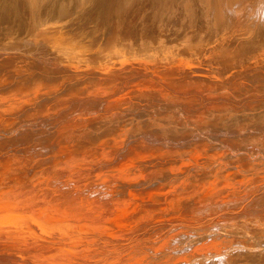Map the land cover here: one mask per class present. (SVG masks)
<instances>
[{"label":"rangeland","instance_id":"1","mask_svg":"<svg viewBox=\"0 0 264 264\" xmlns=\"http://www.w3.org/2000/svg\"><path fill=\"white\" fill-rule=\"evenodd\" d=\"M94 1L80 0L64 23L51 29L45 28L44 33L38 34L40 38L35 32L28 33L29 30L26 31L28 33L26 36L30 34L27 38L24 30L19 33L10 31L8 25L3 27L5 30L0 34V59L8 57L17 64L23 59L28 62H39L44 73H53L58 79L53 88L40 91L34 89L32 83L26 87H20L7 79L10 74L16 73L19 69H12L8 76L4 73L0 74V114H6L8 119L5 122L0 121L1 150L8 155L12 151L16 152V148H19L17 152L23 147H26L28 151L32 149L31 154L35 151L33 160L26 163L23 168L32 166L36 173L43 169L44 173L49 168L46 172L49 174L57 165L51 159L58 153H52L53 151L50 150L53 148L48 144L41 148L38 145V147L37 142L41 141L42 132L48 137L56 132L63 133V138H66L67 142L70 141L71 147L75 150L69 152L66 157L60 155L61 157L58 158L60 164L69 161L70 155L83 157L80 163L72 164L73 168L80 165L78 168L80 173L77 172L82 176L79 175L73 179L66 176V179H62L66 181L65 183L61 180H51L50 183L52 182L51 184L55 187L47 186L44 187L45 190L37 188L39 191L35 188L33 198H27L29 200L26 199V204L30 207V205L41 203L46 205L51 200L62 202L78 194L75 199L80 203L74 207L75 212L77 209L76 213L80 214L78 210L80 209L81 214L83 211L84 214L88 212L86 209L88 208L91 209L89 213L92 211V214L96 215L98 205L96 206L95 203H102L101 199L96 197L102 193L100 189L94 190L97 188L91 185L90 180L101 183V179L105 178L106 182L113 183L108 189L110 193H115L122 200L131 198L132 196L125 191L113 190L117 182L113 179L121 173L118 170L119 167L121 168L119 152L131 151L130 147L134 146L160 145L153 149L149 147L153 156L168 153L172 158L168 157L165 161H151L150 163L154 164L146 165V168L141 170V176L146 177L149 171L155 173L154 177L158 179L160 175H163V181L166 180L162 187H166L164 196L156 202V207H141L134 220L124 222L123 227L130 231L129 234L124 230L119 232L117 228L107 232L105 228L93 227L90 223L81 224L79 222L83 214L76 218L79 222L75 224V228H72L75 229L74 232H71L72 229H66L68 232L65 234V231H57L56 226L65 223L61 215L68 220L67 207L62 206L55 211L56 213L45 214L43 219L37 217L38 210L32 208L35 213L31 218L41 222L42 224L39 223L41 228L29 225L30 228H28L26 225L27 229L0 223V264H228V259H237V262L245 261L246 264H264V260L260 259L261 255L257 253L261 247L248 239L264 237L261 234L262 226H264V116L256 114L263 107L264 76H256L254 71L248 70V67L250 69L258 63L259 60L255 56H250L252 60L250 57L242 59L244 63L247 61V65L240 62L243 64L242 71L248 70H246L247 73L244 72L246 73L244 77H240L241 67L239 66V68H223L222 72L223 65L219 64L218 60H211L214 63V65L212 63L213 66L211 61L210 64L205 62L208 57L219 54L226 47L243 44L250 40L251 36L248 32L258 27L260 19L263 18L261 15L263 1L234 0L233 8L228 11V0H219L228 12L230 22L219 33L217 31L213 34L209 31L207 20L190 18L191 11L188 7L192 10L193 2L179 0L185 8L180 9L181 13L173 6L174 0L162 2L160 5L164 3L165 8L173 7V9L170 8L169 15H175L176 20L170 24L158 23L160 28L158 35L151 43L152 47L146 50L156 54L153 60H147L144 52L139 54L142 51H136L134 55L133 51L129 55L120 52L118 47L130 44L136 48L138 44L140 45V41L137 40L140 37H135L134 40L123 32L128 21L116 17L119 10H104L97 19H91V5L97 4ZM107 3L114 5L116 0L112 3L110 0ZM198 13L199 16L203 15L199 9ZM162 27H168V29L162 30ZM149 33L147 34L150 38L152 36ZM14 35L15 41L16 39L23 41L18 43L16 50L7 51V44L14 40ZM126 35L130 39H125ZM41 36L44 37L41 38ZM131 40H134L133 43ZM158 43L172 49H170L173 52L172 59H164L160 56L157 50ZM19 46L20 48H17ZM227 48L222 51L229 52L231 55L233 52L229 49L232 48L228 50ZM259 51H264V47ZM202 54L204 55L200 59ZM241 58L232 60L231 64L238 63L237 61ZM20 62L19 64H22ZM122 63L128 66L123 67L120 65ZM211 67L214 68L215 73H212ZM14 112L17 114L11 116L10 114ZM127 114H136V118L143 122L139 125L135 119H129ZM107 115L120 118L117 125L120 124L121 119L126 120L121 121L123 125L119 126L122 128L113 125L116 129L121 128V137L119 136L120 140H117L120 146L115 149L106 147L105 142L86 144L85 140L91 133V126L101 127L102 124L98 125V122L104 121L105 117L103 123H106V119H110ZM253 115L255 116L249 119ZM204 117L214 118L216 125L205 129ZM90 119L94 121L92 125L89 122ZM45 121H48V124ZM21 127L26 130H22ZM31 131L33 134L38 132L36 133L38 137L35 134L32 135ZM238 131L247 132L249 136L246 137L247 141L242 149L233 148L238 141L228 145L226 138H220L222 133L234 134ZM206 134H208L207 139L201 140ZM5 135L13 136V138L10 137L11 139H6L4 142L1 137L6 138ZM69 136L70 139H68ZM134 139L136 141L132 142ZM192 140L198 141L200 146L209 143L220 144L219 148H215L211 154L213 159H216L221 148L226 152L225 156L220 158L228 157L230 161L225 159L223 163L219 159L220 162L210 165L211 175L216 179V187L222 185L223 189L202 192L203 185L209 183V179L202 181L203 178H199V172L193 169L196 165L189 164H196L190 156L189 144L185 142ZM24 148L23 150H26ZM244 153H249L248 157L241 155L244 158H240L239 154ZM241 159H249L250 163L245 165ZM36 163H40L41 166L35 168L36 166L33 165ZM82 165L88 166L85 168L81 167ZM163 165L172 172L169 176L164 175ZM228 167L235 168L238 173L227 172ZM82 169L84 175L81 173ZM125 169L126 173L129 172L128 176L139 175L138 167L134 169L125 167ZM7 173V171H0V186L5 181ZM86 174L90 178L86 177ZM84 177L87 179L85 180ZM85 187L90 190H85ZM59 189L64 194L58 192ZM181 189L194 191V193L187 200L178 201ZM45 191L49 196L52 195L49 197L50 200L42 196H45ZM1 198L0 193V220L9 216L10 210L6 206L11 205L10 202H3ZM72 202L71 204L74 203ZM134 206L136 203L129 205L128 208L131 209ZM143 218L145 220L140 221ZM224 218L230 221L227 234L219 233L225 225L221 223ZM241 225H245V228L231 233L232 226ZM44 227H51L54 231L53 237L42 232ZM203 228H206L208 233L200 236ZM230 237V242H226V239ZM132 244L137 247L133 248ZM131 248L133 250H129ZM131 251H133L132 254H130ZM260 251L261 254L264 253V250Z\"/></svg>","mask_w":264,"mask_h":264},{"label":"bare ground","instance_id":"2","mask_svg":"<svg viewBox=\"0 0 264 264\" xmlns=\"http://www.w3.org/2000/svg\"><path fill=\"white\" fill-rule=\"evenodd\" d=\"M109 1L110 0H98V2H97L95 0L94 3H97V4H95V5L92 4L94 6L91 5L92 8H90L91 9V16H90L91 19H97L98 16L104 10L105 11L110 10V9H114L116 11L119 10L120 12H117L116 15H118V16H116V17H118L119 19L123 18V19H126L128 21L125 28L123 29V32L125 34H127L128 36L133 37L134 40L137 37H140L137 39L140 41V45L138 44V46L136 48L135 47L133 48L129 44V45H124L122 47H118L119 51L124 52L128 55L132 51H133L132 52L133 55H134V52H136V51H142V52H139V54L144 52V54L147 56V58H146L147 60L155 59L156 54L153 53L152 51H146V50L148 48L152 47L151 43L154 41L155 37L158 35V32H159L158 29H160V28H158V23L161 22L164 24H170V22H173L176 20L175 15H171V16L169 15L170 14L169 10H170V8L173 9V7L165 8L164 3L166 2V0H116V3H114V5L107 3ZM113 1L115 2V0H111V3ZM188 1H191L194 3L192 10H191V7H188V9H190V11H191L190 18H193L195 20H197L198 18H202L204 20H207L209 31L212 34H213V32H217V31L219 33L220 30H223V28L225 26L229 25L230 20H229L228 12L225 11V9L219 3V0H188ZM261 1H263V4H264V0H261ZM79 2H80V0H0V34L5 30V28L3 29V27L8 25V26H10V29H9L10 31L14 30V32L15 31L19 32L21 30H24V32H26L29 30L28 33L31 32V34H33L32 32H35L37 34V36L40 38V36L38 34L44 33L46 29H51V28L56 27L59 24L64 23L67 20V18L69 17L71 11H73L77 7ZM162 2H164V3L162 5H160ZM174 2L175 3H173V6L176 8V11L177 10L180 11V9L181 10L185 9L184 6L181 4V1L174 0ZM228 2H229V9H228V11H229L233 8L235 1L234 0H228ZM198 9L201 11V13H203L202 16H199ZM262 9L263 10L261 12V15L264 18V5H263ZM204 11L205 12L207 11V13H204ZM180 13H181V11H180ZM263 18L260 19V21L258 23V27H256L253 30H250L248 32V34L251 36L249 41L244 42L243 44H233V45L228 47V48H230V47L232 48V49H229V50H232V52H233L232 53L230 51L232 53L231 55L229 54V52H227L229 54L227 56L226 55L227 53L225 51H222V50L226 49L227 47L226 48L222 47L224 49L220 48V49H222L220 51L221 53L219 52V54H217V53L213 54L211 57H208L205 62L210 64L211 60L212 61L218 60V63L223 65L221 68L222 72H223V68H226V67H230V68L241 67L240 71H239L240 77H242V76L244 77L248 70L254 71L256 76H264V51H259V49L264 47V19ZM162 28H161L162 30L168 29V27H162ZM148 32H150L149 34H151L152 37H150V38L148 37V36H150L147 34ZM19 33H21V32H19ZM28 33L27 32L24 33L25 37L30 35L29 34L26 36V34H28ZM14 34L16 35V33H14ZM8 35H10V33H8ZM12 35H11V38H12ZM15 35L13 37L14 40L7 44V48H6L7 51L16 50L15 48L17 45H19L18 43H21V41H23V40L18 41L17 39L15 41ZM127 35H126L125 39L126 38L130 39V37L128 38ZM25 37H24V39H25ZM42 37H44V36H41V38ZM133 38H131V39H133ZM133 41H132V43H133ZM30 42H31V40H30ZM124 42H125V40H124ZM136 42H138V41H136ZM198 46H196V47H198ZM17 48H20V46ZM228 48H227V50H228ZM170 49L165 44H161V45L159 44V46L157 48L160 56L163 57L164 59L168 58L169 60L173 58V52L171 51L172 49L171 50ZM7 55H10V54H7ZM135 55H137V53ZM203 55L204 54H202L200 56V59L203 57ZM250 56L251 57L255 56V58L259 60V61H257L258 63H256L253 66H251L252 64L251 65L248 64L249 66H251V68L249 69V67H248V70L246 69L247 71L246 70L242 71V65L243 64L245 65L247 62L246 61L244 63V60H242V59L243 58L246 59L247 57H250ZM239 57H242V58L240 61H237L238 63L234 62L235 64H231V62L233 63L232 60H235L236 58L239 59ZM251 57H250V60H252ZM247 59H249V58H247ZM23 60L21 61L22 64H19L20 61H18V64H17L15 61L10 60L8 57L5 59H0V74L4 73V75L6 74L8 76L12 72V69L16 68L19 70L16 73L10 74L7 77V79L10 82L17 84L20 87H26L29 85V83H32V86L34 87V89H39L40 91L44 90V89L53 88L54 84H56V82H57L58 77H56L53 73H51V74L44 73L40 68L39 62H31V61L28 62L27 60H25V61H27V62H25ZM212 61H211V65L213 63ZM216 61H214V62H216ZM23 62H25V63H23ZM240 62H242L243 64ZM249 62L250 61H248V63ZM216 63H215V65H216ZM219 64H218V66H219ZM120 65L123 67L128 66L125 63H122ZM137 65H141V64H137ZM213 65H214V63H213ZM246 68H247V66H246ZM210 69L213 70L212 73L215 71L214 68L212 69V67ZM218 70L221 71L219 68H218ZM244 72H246V73H244ZM262 104H263L262 110H260L261 109L260 108L256 112V114L259 116H264V100H263ZM49 105H50V102H49ZM126 106L128 107V105H126ZM18 109H21V108H18ZM16 114L17 113L14 112V113H11L10 115L14 116ZM6 116H7L6 114H0V121H3V122L7 121L8 119ZM254 116L255 115L250 116L249 119H252ZM108 117H110V119H106V123H103V122H105V117H104V121L100 120V122H98V125L102 124L101 127H99V126L95 127V125L91 126L92 128L90 131L91 133L89 132L90 133L89 136L87 138H86V136H84V138H86V140H85L86 144L87 143H89V144H93V143L97 144L98 143L99 144V143L105 142L106 147L110 146V147H113L115 149H117L120 146L118 144L117 140H120L119 136L121 135V128L122 127L119 125L122 124L121 121L124 119H121L120 124L117 125L119 123L118 120L120 118H116V117H114V115H112V116L109 115ZM127 117L129 119H135L136 121L139 122V125L143 122L142 120L136 118V114H134V115L133 114H131V115L127 114ZM90 118L92 119V117H90ZM91 119L89 120V122L92 125V123L94 121ZM112 119H115V120H112ZM204 119H205V126H204L205 129L210 128V126L216 125V121L214 118L209 119L208 117H204ZM76 120H79V119H76ZM85 120H87V119H85ZM75 121L73 123H75ZM124 121H126V120H124ZM45 122L47 123L48 121H45ZM80 122H81V120H80ZM80 122L78 121V123H80ZM76 124H77V122H76ZM113 125L119 126L121 128L118 127L116 129L115 127H113ZM26 128H27L26 132H28V127H26ZM21 129L26 130L24 127H21ZM117 130H118V132H117ZM238 130H239V128H238ZM15 132H16V130H15ZM204 132H206V130ZM17 133L19 134L18 131H17ZM21 133H23V131ZM36 133H38V132H35L34 134L36 135ZM43 133L44 132H42V135L39 134L41 136L40 137L41 141H38L39 144L37 142V146L39 145L41 148V147L46 146V144H48L51 148H53V150L51 148H50L51 150L50 149L49 150L53 151L52 153H58V155H59V156L56 155V156L52 157L53 159H51L52 162L57 164V165H55V169L53 171H50L51 174L46 173L49 171V168L47 171H44V173H43L44 169L41 170L42 172L38 171L36 173V171H34V168L32 166L30 168H27V169L23 168L26 163H29L30 160H33V156H34L33 154H35V151L33 152V154H31L30 152L32 151V149L31 150L29 149L30 151H28V149L25 147L26 150H23V148H24L23 147V148H21V151L17 152L19 148L18 149L16 148V152L12 151L11 154L8 153V155H7L6 152L1 150L2 149L1 148L2 140L0 141V164H1L0 165V171H7L8 172L5 175V177H6L5 181L2 182V184L0 186V189H1L0 193L2 195L1 200L3 202H10V204H11V205L6 206L7 209L10 210L9 216L5 217L4 219L1 218L0 223H2V225H6V226H13L14 225L13 227H26V225H27L28 228H30L32 226L33 227L37 226V227L41 228V225L39 224L41 222L37 221L34 218H31L32 215H34V213H35V212H33L34 210H32V208L37 209L38 210L37 217H42V219H43L45 214L56 213L55 211H58V209H61V207L63 206L65 208L67 207L66 211L69 214V217L67 220L64 215H61L60 217L63 218L65 223H63L61 225H57L56 229H57V231H65V234H66V232H68V231H66V229L71 230L72 228H75V224H77L79 222V221L78 222L76 221L77 220L76 218L79 215H82L84 212L83 211L81 214L80 209H78L80 214L76 213L77 209L75 212L74 207L77 205V203H80V202H77V200L75 199V197L78 196V194L74 198H71L70 200L66 199L65 201H62V202H60V201L52 202V200L48 201V202L46 201L47 202L46 205L41 203V204H36V205L35 204L30 205V207H28L29 204L27 206L26 201L29 200L27 198H30V199L33 198L32 195L35 193V190L37 188H40V189L43 188L44 189V187H47V186L55 187L53 184H51L52 182L50 183L51 180L52 181L53 180H57V181L61 180L62 181V179L64 180V178L66 176L73 179L74 177L81 175V174H79L80 169L78 171V168L80 165H78L77 168H73L74 165H72V164L80 163V161H83L82 160L83 157H78L77 155L76 156L70 155L69 161H65L66 163L60 164V161L58 159L59 157H61L60 155H62V157L63 156L66 157L69 155V152L75 150V148L71 147V143H69L70 141L67 142L66 138H63V136H62L63 133L60 134L59 132L58 133L56 132V133L51 135V133H52L51 132L50 133L51 137H48L47 134L43 135ZM34 134L32 132V135H34ZM46 135L48 138L46 137ZM77 135H79V134H77ZM5 136H6V138L4 136L1 137L4 142L6 141V139L8 140V139L13 138V136H8V135H5ZM15 136H18V135L15 134ZM21 136H22V134H21ZM204 136H205V138H201V140H206L208 137V134H206ZM247 136H248L247 132L238 131V133L235 132L234 134L222 133L220 138L221 139L226 138L228 145L231 144L233 141L234 142L238 141V144L235 147H233L235 150H238V149H242L244 147L243 144H246L247 138L249 137V136L248 137ZM212 137L216 138V136H212ZM25 138H26V136H25ZM73 138H74V136H73ZM68 139H70V136L68 137ZM43 140H44V142H43ZM80 140H83V138ZM114 140L117 141V143ZM134 141H136V139L132 140V142H134ZM82 142H84V141H82ZM185 142H186V144H189L188 148L190 149V156L196 162V164H194V163H189V164L190 165H196V166H194L193 169H196V171L199 172V178L200 179L203 178L202 181L204 179H209V183L203 185L202 192L206 191V193H208V192H215L216 189H223L222 185H220L219 187H216V179L211 175V170H210V165H213L216 162H220L219 159H221V161H223V163H225L224 162L225 159L229 160L228 157H223L225 159L220 158V156H225L224 153H226L224 150H222V148L220 149L219 153L216 155V159H213L211 157L212 152L215 151V148H219L220 144L209 143V144H206L204 146H200L198 144L199 143L198 141L192 140L191 142L190 141H185ZM80 143H81V141H80ZM48 145H47V147H48ZM78 145H80V144H78ZM35 146H36V144H35ZM128 146H129V143H128ZM157 146H160V145H155V146L151 145L149 147H152V149H153V147L155 148ZM38 147H36V148L39 149ZM149 147H139V146L136 147V146H134V147H130L131 151L119 152V155H120L119 163H121V165H119V166H121V168L119 167L118 170L121 173L119 174V176H117V178L113 179V181L117 180L113 190H116L119 192L125 191L126 193L130 194L132 197L127 198V199H123V200L119 199V197H117V195H115V193H110L108 191L109 187L111 185H113V183L106 182L105 178L101 179V181H102L101 183L93 182L91 179L90 180L91 185L93 184L97 188V189L94 188V190L99 191V189H100V192L102 193V195L99 193L96 197V199L100 198L101 199L100 201L102 203L100 204V203L94 202L96 204V206L98 205L97 206L98 212H96V210H94L96 212V215L92 214V211H91V213H89V211L91 209L89 210L88 208H86L88 210V212H85L83 214L84 216H83V218L80 219L81 222H79V223H81V224L90 223V225H92L93 227L99 226L100 229L105 228V230L107 232H112L113 230H116V228H117V230H119V232H120V230H124L125 232H128V234H129L130 231L123 227L124 222H129V221L134 220L138 215V209L141 207H146V206L156 207L157 206L156 202H159L162 199V197L164 196L163 192H164L166 187H164V188H162V187L165 185L166 180L163 181V177H162L163 175H160L159 179H158V177L155 178L154 177L155 173H153L152 171H149L150 173H148L146 175V177L141 176V170L143 168H146V165L148 166V165L154 164V163L151 164L150 163L151 161H155V162L160 161V160L165 161V159H167L168 157H171V156L168 153L162 154L160 156H153L154 154L152 153V150ZM64 149H66L68 151L66 152ZM173 149L175 150V148H173ZM7 150H8V148H7ZM79 150H81V149H79ZM245 152H247V151H245ZM37 154H38L37 157H39V153H37ZM174 155H175V153H174ZM239 155H240L239 156L240 158L241 157L244 158L243 156L248 157L249 153L248 154L244 153V154H239ZM241 155H243V156H241ZM232 158H233V156H232ZM240 158H238V159H240ZM189 160H191V159H189ZM235 160H237V159H235ZM84 161H86V160L84 159ZM232 161H234V160H232ZM242 161L245 165L250 163L249 159L242 160ZM32 162H34V161H32ZM227 163H229V162L227 161ZM227 163H226V165H227ZM236 163H239V162H236ZM36 164L33 165V166H36L35 168H38L39 166H41L40 163H36ZM167 164H169V163H167ZM142 165H144V166H142ZM87 166L82 165L81 167L86 168ZM156 166H157V163H156ZM163 166H164L163 167L164 171L163 170L162 171L164 172V175L167 174L169 176L172 172L170 170L168 171L167 168L165 167V165H163ZM90 167H91V165H90ZM125 167L128 169H134V168L138 167L137 170H139V172H138L139 175L128 176L127 174L129 172L126 173L127 171H126ZM88 169H89V167H88ZM193 169H191V170L194 171ZM89 170H87V172H90ZM146 171H147V169H146ZM226 171L232 173L233 171H235V168L230 169L228 167ZM45 173H46V178L44 179ZM81 173H83V175H84L83 169H82ZM85 173H86V170H85ZM236 173H238V172H236ZM87 174H89V173H87ZM87 174H86V177L90 178L89 176H87ZM84 179H85V177H84ZM161 179H162V181H161ZM164 179H166V177H164ZM61 181H59V183L63 184V183H61ZM62 182L65 183L66 181H62ZM69 182H71V181H69ZM87 183H86V185H87ZM84 184L85 183H83V185ZM87 187H88V185H87ZM86 189L87 188L85 187V190ZM57 190H58V188L56 189V192H57ZM89 190L90 189L88 188L87 191H89ZM37 191H39V190L37 189ZM42 192L44 193V191H42ZM47 192H48V188H47ZM47 192L45 191V196L42 195L44 197V199H48L50 196H52L51 194H50V196L48 194H46ZM58 192L63 193L60 191V189ZM193 193H194V191L191 192V191H188L186 189H183V190L181 189L178 201L179 200L180 201L187 200L188 198H190L192 196ZM63 194H62V196H63ZM89 194H90V192H89ZM58 196H60V194ZM101 196H104V197L102 198ZM43 197H40V198L42 199ZM79 198H80V196H79ZM48 200H50V198ZM54 200H56V199H54ZM86 200H87V198H86ZM71 201H73L74 203L72 202L73 204H71ZM90 203H92V202H90ZM134 203H136V206H134L132 208L130 207L132 210L129 209L128 208L129 205H132ZM3 206H5V205L3 204ZM89 208H91V207H89ZM23 210H25V211H23ZM37 210H35V211H37ZM129 210H131V211H129ZM74 212H75V214H73ZM143 220H145V218L141 219L140 221H143ZM221 223L225 224V225L222 227V229L219 231V233L227 234V232H229L228 229L230 228L229 219L224 218L223 221H221ZM113 226H115V227H113ZM231 228H232L231 233L232 232H238L239 230L244 229L245 225L232 226ZM90 229H92V228H90ZM72 230H71V232H74L75 229L73 231ZM86 231H87V229H86ZM42 232L47 233L50 236L52 235V237L54 234V231L51 230V227H44V230ZM90 232L91 231L89 230V233ZM102 232H104V231H102ZM61 233H64V232H61ZM69 233H70V231H69ZM207 233H208V230L206 228H203L200 236H204ZM93 234H95V233H93ZM123 234H125V233H123ZM261 234L264 235V226H262ZM67 235H68V233H67ZM95 237L97 238V236H95ZM248 239L253 244H257L258 246H260L261 247L260 250H264V237L263 238L252 237V238H248ZM230 240H231V237L227 238L226 242H230ZM132 246H133V248L137 247V246H135V244H132ZM133 248H131L129 250H133ZM260 250H257V253L259 255H261L260 259L264 260V253L261 254ZM118 251H121V250H118ZM132 253H133V251L130 252V254H132ZM228 264H246V262L245 261L237 262V259L236 260L228 259Z\"/></svg>","mask_w":264,"mask_h":264}]
</instances>
